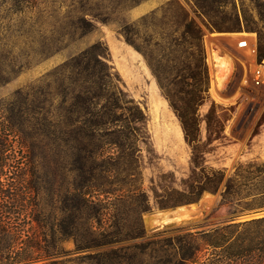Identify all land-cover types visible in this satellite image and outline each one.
<instances>
[{"label": "trees", "instance_id": "trees-1", "mask_svg": "<svg viewBox=\"0 0 264 264\" xmlns=\"http://www.w3.org/2000/svg\"><path fill=\"white\" fill-rule=\"evenodd\" d=\"M194 3L195 13L210 28L226 27L219 0ZM181 8L183 31L180 39L172 40L185 47L200 40L202 34L195 19ZM236 20L234 27L241 29L239 18ZM246 27L263 37L264 24ZM125 36L135 43L127 33ZM95 48L93 44L57 68L64 74L70 72L61 85L59 114L50 116L53 110L44 105L31 106L33 101L27 97L18 105L5 106L0 120V264H264V214L238 219L264 211V160L240 162L223 184L225 169L200 162L210 149L207 145L215 138L214 132L218 137L223 129V125L215 128L212 124L215 105L207 114L208 137L203 141L198 107L205 92L170 90L154 67L192 147L191 173L181 179L182 188H154L156 203L161 208L175 207L198 201L205 191L220 190L221 204L230 215L210 228H177L174 235L160 232L140 242L113 246L145 237L140 214L153 209L144 188L137 135L146 114L138 105L127 108L129 117L118 112L123 110V91L112 88L110 65ZM14 142L25 155L11 153ZM31 165L37 173L45 170L52 195L60 202L54 208L64 213L49 221L50 237L31 232ZM121 207L136 217L117 216ZM70 238L75 247L63 248L61 242ZM105 246L112 247L99 248ZM91 249L96 251L87 252ZM71 254L75 255L67 256Z\"/></svg>", "mask_w": 264, "mask_h": 264}, {"label": "rangeland", "instance_id": "rangeland-1", "mask_svg": "<svg viewBox=\"0 0 264 264\" xmlns=\"http://www.w3.org/2000/svg\"><path fill=\"white\" fill-rule=\"evenodd\" d=\"M219 1L220 15L226 19V27L221 30L210 28L195 13L194 0H0V120L8 103L18 105L26 97L33 101L31 106L44 105L53 110L50 116L59 114L61 85L70 72L64 74L57 68L93 44L110 65L112 88L123 91V110L118 112L129 117L131 111L127 108L138 105L146 114L137 135L144 188L153 209L140 214L145 237L114 247L140 242L160 232L174 235L177 228H210L230 215L228 207L221 204L220 190L205 191L198 201L175 207L161 208L156 203L154 188H182L181 179L191 173L192 147L185 140L181 122L153 67L170 90L205 92V100L198 107L203 141L208 137L207 114L215 105L212 124L215 128L223 125V129L218 137L214 132L215 138L207 145L210 149L200 162L225 169L223 184L240 162L264 160V85L250 82L255 68L264 70V55H260L264 52V34L260 38L256 29L246 27L263 26L264 0ZM181 6L195 19L202 34L200 40L185 47L172 40L180 39L183 31ZM237 18L241 29L234 27ZM125 33L135 43L129 42ZM243 38L256 46L258 63L250 50L238 46ZM212 52L228 53L224 57L232 60L217 93ZM14 146L12 154H24L17 142ZM33 170L31 165V232L37 230L50 237L49 221L64 213L54 208L60 202L52 195L45 170ZM115 213L132 218L137 215L122 207ZM34 218H39V222ZM61 246L73 249L75 244L70 238Z\"/></svg>", "mask_w": 264, "mask_h": 264}, {"label": "bare ground", "instance_id": "bare-ground-1", "mask_svg": "<svg viewBox=\"0 0 264 264\" xmlns=\"http://www.w3.org/2000/svg\"><path fill=\"white\" fill-rule=\"evenodd\" d=\"M212 61H213V67L215 69V92L219 89H222V83L225 79V75L232 64L231 59H227L226 57H221L216 52L211 53ZM231 60V61H230Z\"/></svg>", "mask_w": 264, "mask_h": 264}, {"label": "built area", "instance_id": "built-area-1", "mask_svg": "<svg viewBox=\"0 0 264 264\" xmlns=\"http://www.w3.org/2000/svg\"><path fill=\"white\" fill-rule=\"evenodd\" d=\"M238 46L250 50V52L255 55L254 57L255 62L258 63L257 48L254 45V43H252L247 38H243L239 40ZM226 54L228 53H223V52L219 53L221 57H224V55L226 56ZM247 81L249 80L247 79ZM250 82L256 86L264 85V70L260 67L255 68V70L253 71V75L250 79Z\"/></svg>", "mask_w": 264, "mask_h": 264}, {"label": "water", "instance_id": "water-1", "mask_svg": "<svg viewBox=\"0 0 264 264\" xmlns=\"http://www.w3.org/2000/svg\"><path fill=\"white\" fill-rule=\"evenodd\" d=\"M263 214H264V211L263 212H255V213H251V214L240 216L238 219L239 220H243V219H248V218H251V217L260 216V215H263Z\"/></svg>", "mask_w": 264, "mask_h": 264}, {"label": "crops", "instance_id": "crops-1", "mask_svg": "<svg viewBox=\"0 0 264 264\" xmlns=\"http://www.w3.org/2000/svg\"><path fill=\"white\" fill-rule=\"evenodd\" d=\"M157 3H159V2H157ZM150 8H147L146 10H149Z\"/></svg>", "mask_w": 264, "mask_h": 264}]
</instances>
